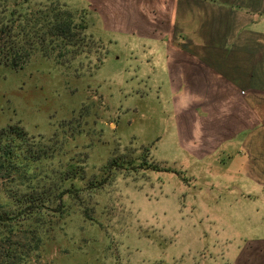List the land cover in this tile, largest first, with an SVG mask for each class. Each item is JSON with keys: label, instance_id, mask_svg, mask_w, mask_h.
I'll return each mask as SVG.
<instances>
[{"label": "rangeland", "instance_id": "obj_1", "mask_svg": "<svg viewBox=\"0 0 264 264\" xmlns=\"http://www.w3.org/2000/svg\"><path fill=\"white\" fill-rule=\"evenodd\" d=\"M47 1L0 0V19L6 5L24 14ZM58 1L86 25L83 52L0 64V129L22 127L52 154L44 181L58 183L68 167L73 176L62 201L37 203L32 224L16 220L22 264H252L242 250L264 240V224L248 240L257 225L247 229L239 206L217 207L209 176L196 175L177 140L166 80L146 63L144 42L119 37L99 0ZM5 190L0 178L1 203Z\"/></svg>", "mask_w": 264, "mask_h": 264}, {"label": "crops", "instance_id": "obj_2", "mask_svg": "<svg viewBox=\"0 0 264 264\" xmlns=\"http://www.w3.org/2000/svg\"><path fill=\"white\" fill-rule=\"evenodd\" d=\"M97 5L111 10L107 14L119 37L144 42L146 63L153 71L159 67L166 80L168 111L175 113L171 125L183 149L192 153L196 175L209 176L217 207L239 206L247 229L257 225L248 240L259 238L264 0H99ZM255 244L242 250V263L264 264V240Z\"/></svg>", "mask_w": 264, "mask_h": 264}, {"label": "trees", "instance_id": "obj_3", "mask_svg": "<svg viewBox=\"0 0 264 264\" xmlns=\"http://www.w3.org/2000/svg\"><path fill=\"white\" fill-rule=\"evenodd\" d=\"M0 19V64L12 69L21 68L33 53L51 55L83 52L85 23L75 21L70 7L58 0H48L38 11L21 14L20 7L6 5ZM76 53V54H75ZM51 153L35 149L26 132L19 126L0 129V178L6 184L0 215V264L24 263L25 251L20 239L12 240L17 219L32 224L39 217L36 204L60 202L69 190L63 182L71 179L72 171H63L58 183L44 181L40 170L49 171ZM46 180H50L47 178ZM8 209H5V206Z\"/></svg>", "mask_w": 264, "mask_h": 264}]
</instances>
